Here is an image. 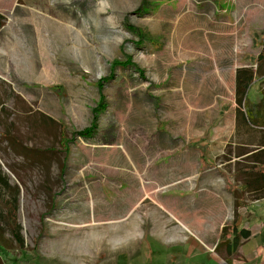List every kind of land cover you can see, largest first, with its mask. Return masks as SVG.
Masks as SVG:
<instances>
[{
    "label": "rangeland",
    "instance_id": "1",
    "mask_svg": "<svg viewBox=\"0 0 264 264\" xmlns=\"http://www.w3.org/2000/svg\"><path fill=\"white\" fill-rule=\"evenodd\" d=\"M0 12V264H264V234L215 248L217 217L238 214L235 157L256 134L238 127L235 84L257 69L264 0H0ZM263 96L261 77L249 99Z\"/></svg>",
    "mask_w": 264,
    "mask_h": 264
},
{
    "label": "trees",
    "instance_id": "2",
    "mask_svg": "<svg viewBox=\"0 0 264 264\" xmlns=\"http://www.w3.org/2000/svg\"><path fill=\"white\" fill-rule=\"evenodd\" d=\"M4 24L5 16L0 12V28ZM256 63L258 64L256 70L252 67H241L237 69L235 84V96L238 104L237 120L238 127L245 132L256 131L260 133L258 144L264 146V129L257 128H264V96L257 103L249 99V91L255 80L261 79V77L264 78V38L262 41V50L257 57ZM247 152L248 150L239 154H245ZM252 158L264 162V149L260 150L259 153H255ZM246 161L243 164L239 163L236 170L244 186L243 191L237 196L236 206H242L243 202L241 198L245 193L251 194L254 198L264 197V167L255 171L257 166L249 165ZM3 183L4 180L0 176V184L3 185ZM4 205L7 209L6 216L9 219L10 233L19 247L23 248L24 239L21 233V225L18 222V200L17 198H6ZM0 217H2L1 213ZM4 232L5 228L0 222V242H4ZM250 236L251 232L249 230L243 228L238 230L236 228V221H234L231 225L223 227L217 248L225 245L228 248V254L231 255L237 251L238 247L241 245V241L243 239H248Z\"/></svg>",
    "mask_w": 264,
    "mask_h": 264
},
{
    "label": "crops",
    "instance_id": "3",
    "mask_svg": "<svg viewBox=\"0 0 264 264\" xmlns=\"http://www.w3.org/2000/svg\"><path fill=\"white\" fill-rule=\"evenodd\" d=\"M256 81V80H255ZM254 102V101H253ZM259 102V101H258ZM257 103V102H256ZM233 127H234V130L236 129V119L233 121ZM257 128H261V129H264V128H262V127H257ZM256 132V131H255ZM252 135V134H251ZM249 135L248 137H247V146H248V148H249V150H248V152L247 153H245V154H238L237 155V157H235V159L237 160V162H238V166H239V163L240 164H243L245 161H246V159H247V163L249 164V165H255V166H257L256 167V169H255V171H258V170H260L262 167H264V162H262L261 160H256V159H253L252 158V156L255 154V153H259L260 152V150H263L264 149V146H260L259 144H258V142H259V139H260V133H257L256 132V134H254V135ZM251 160H253V161H251ZM261 161V162H260ZM236 170H237V167L234 169V173H235V175H236V177L238 176V177H240L239 175H237V173H236ZM236 185H237V187H236V189H234V191L233 192H235V199H233V201H232V203H233V205L235 204L236 205V200H237V196L241 193V191H243V183H242V181L238 178V180H237V183H236ZM246 195H251V194H249V193H245V195L241 198V200H242V206H237L238 207V209H237V212H238V214L236 215V217L235 216H233L234 218H233V221H232V223L234 222V221H236V228L238 229V230H240V229H247V230H249L250 232H251V236L248 238V239H243L242 241H241V245L238 247V249H237V251L239 250V248H241V246H242V244L245 242V241H247V240H249L250 238H253L254 240H257L258 238L257 237H262V235L264 234V197H261V198H254L252 201H250V204H248L247 205V201L248 200H246L245 199V197H246ZM247 210L248 211V209H249V214H251V217H250V220H249V222L251 221L252 222V225H243L242 227H239V223L245 218L244 216H246V214L245 213H243V214H241V210ZM232 212L234 213V209H233V206H232ZM263 215V216H262ZM217 220L219 221V222H221V225H220V227H219V231H218V235H217V243H216V245H215V248H217V245H218V243H219V240H220V238H221V233H222V229H223V227H225V226H228V225H230V224H224V215L223 216H221V218H219L218 219V217H217ZM248 221V220H247ZM185 225V224H184ZM186 227V226H185ZM187 228V227H186ZM212 238H213V235L211 236V240H209V243H206L205 241H203V240H201V242H203L204 244H212L213 242H211L212 241ZM260 247H264V238L261 240V244L259 245ZM219 248V247H218ZM258 250H260V248L258 249ZM264 250V249H263ZM236 251V252H237ZM259 252V251H258ZM235 253V252H234ZM234 253H232V255L234 254ZM226 254H228V248L226 247ZM233 257V256H232ZM232 260V262L231 261H229V260H227V258L226 259H224V260H220L221 261V263H227V264H229V262H231L230 264H239V262L238 261H233V258H231Z\"/></svg>",
    "mask_w": 264,
    "mask_h": 264
}]
</instances>
